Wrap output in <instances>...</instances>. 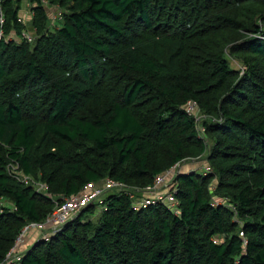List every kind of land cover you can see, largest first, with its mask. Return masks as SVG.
Segmentation results:
<instances>
[{
	"label": "trees",
	"instance_id": "1",
	"mask_svg": "<svg viewBox=\"0 0 264 264\" xmlns=\"http://www.w3.org/2000/svg\"><path fill=\"white\" fill-rule=\"evenodd\" d=\"M46 1L64 11L54 28L41 0H0V264L87 184L140 191L200 160L171 183L177 207L114 191L21 264H264V0Z\"/></svg>",
	"mask_w": 264,
	"mask_h": 264
},
{
	"label": "built area",
	"instance_id": "2",
	"mask_svg": "<svg viewBox=\"0 0 264 264\" xmlns=\"http://www.w3.org/2000/svg\"><path fill=\"white\" fill-rule=\"evenodd\" d=\"M43 4H47L46 0H41ZM21 20V18H20ZM4 22V18L2 13H0V27H2ZM23 37H25L28 41H32L31 37L27 32L23 33ZM3 38V31L0 30V40ZM244 70V69H242ZM184 110L186 113L193 117L196 122V128L199 134L204 137L205 136V128L203 126V121L207 119V116L201 113V109L196 102L190 101L184 106ZM181 165L174 166L170 171L159 175L155 179V183L152 187H148L146 191H155L157 196L152 201L150 200H142L141 202L136 203V207H147L152 203H164L170 208H175L178 206V202L176 201L172 191L173 186L171 183L173 182L176 174L179 172ZM206 170H209L208 168ZM12 175L15 174L20 181L25 184L32 185L36 188L37 182L32 180L30 177H26L22 173H20L17 169H12ZM41 192H47L48 187L45 184L40 183ZM166 188L163 193H160L158 189ZM133 191L127 185L123 183H119L110 179H106L99 184H87L84 189L75 195H71L69 197H64L62 202L56 203L55 210L43 221L39 223H30L26 225L18 236L14 247L8 253L4 263L2 264H21L22 259V250H20V246L22 244V237L26 234V231L32 228L30 231H40L43 240L49 241L62 226H64L69 221L73 220L79 213L82 212L88 206L96 204V202L103 199L106 194L112 193L114 191ZM141 191V190H140ZM131 197L134 199L133 195ZM178 214V212H176ZM30 225V226H29ZM27 235V234H26Z\"/></svg>",
	"mask_w": 264,
	"mask_h": 264
},
{
	"label": "rangeland",
	"instance_id": "3",
	"mask_svg": "<svg viewBox=\"0 0 264 264\" xmlns=\"http://www.w3.org/2000/svg\"><path fill=\"white\" fill-rule=\"evenodd\" d=\"M27 5H28V7H26ZM43 5L45 7L46 13H47L48 18H49L50 28H54L57 24H61V16L64 13V11L62 9H60V7L58 5H52L49 2H47V4H43ZM31 7H32V3H30L29 1H24L23 7L20 11V18H21V21L24 23V26L26 27V29L30 31L29 33L27 31V33L31 37V40H32L31 42H34L37 40L39 35L37 33H35L36 31L31 30L32 24H33V19H34V14H33V11H31ZM10 37H12V39H14V41L20 42V39H18L16 37V33L11 34ZM8 39H10V38H8ZM232 66H233V68L239 69L241 71H243L242 69L245 70V67H243L239 63L235 62L234 60L232 61ZM205 165H207V164L205 163L204 160L191 161L190 163H186V164L182 165L180 167L179 171H183V172L200 171L202 173L203 172V166H205ZM13 175L17 176L15 174H13ZM172 185H174V181L172 182ZM36 189L38 191L40 190L39 182H37V184H36ZM158 190H160L159 191L160 193H163L167 189L164 188L162 190L161 189H158ZM131 194L134 197L133 200L135 201V203L141 202L142 200L145 199L146 196H149L151 199H155V197L157 196L156 192L155 191L153 192V190L152 191H146V190L134 191L133 190V192H131ZM98 211H99V209L96 210V212H98ZM31 229L32 228L27 230L26 231L27 235L25 234L24 237L21 238V239H23L22 244L20 246V250H22V251L27 249L28 245L30 244V240L33 239V237L26 239L30 233L35 232L34 230L30 231ZM36 232L39 233L41 236L40 231H36ZM40 238H42V237H40ZM218 241H219V239H218ZM25 242H26V244H25ZM26 245H27V247H26Z\"/></svg>",
	"mask_w": 264,
	"mask_h": 264
},
{
	"label": "crops",
	"instance_id": "4",
	"mask_svg": "<svg viewBox=\"0 0 264 264\" xmlns=\"http://www.w3.org/2000/svg\"><path fill=\"white\" fill-rule=\"evenodd\" d=\"M30 6V5H29ZM34 6H36L35 4H32V7H31V11H32V8L34 7ZM26 7H28V5L26 6ZM146 198H150L149 196H146L145 197V199ZM33 237V239L32 240H30V244L28 245V247H27V245H26V247H27V249L28 248H30L39 238H40V234L39 233H37L36 231L35 232H32V233H30L29 235H28V237L26 238V239H28V238H32ZM25 244H26V242H25ZM27 249H25V250H27Z\"/></svg>",
	"mask_w": 264,
	"mask_h": 264
},
{
	"label": "bare ground",
	"instance_id": "5",
	"mask_svg": "<svg viewBox=\"0 0 264 264\" xmlns=\"http://www.w3.org/2000/svg\"><path fill=\"white\" fill-rule=\"evenodd\" d=\"M145 200H150V201L152 200V201H153L154 199H151V198H146Z\"/></svg>",
	"mask_w": 264,
	"mask_h": 264
},
{
	"label": "clouds",
	"instance_id": "6",
	"mask_svg": "<svg viewBox=\"0 0 264 264\" xmlns=\"http://www.w3.org/2000/svg\"><path fill=\"white\" fill-rule=\"evenodd\" d=\"M25 251V250H24Z\"/></svg>",
	"mask_w": 264,
	"mask_h": 264
}]
</instances>
